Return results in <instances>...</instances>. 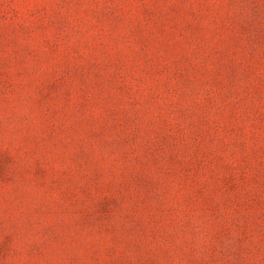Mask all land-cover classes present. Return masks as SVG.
<instances>
[{"label":"clouds","instance_id":"9594fccd","mask_svg":"<svg viewBox=\"0 0 264 264\" xmlns=\"http://www.w3.org/2000/svg\"><path fill=\"white\" fill-rule=\"evenodd\" d=\"M0 264H264V0H0Z\"/></svg>","mask_w":264,"mask_h":264}]
</instances>
